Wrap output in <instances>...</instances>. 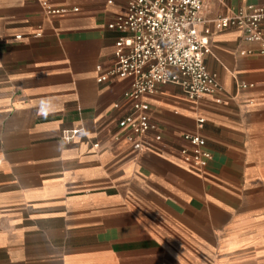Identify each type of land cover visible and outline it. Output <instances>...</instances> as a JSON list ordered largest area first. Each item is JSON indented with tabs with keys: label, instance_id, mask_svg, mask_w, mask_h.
Returning <instances> with one entry per match:
<instances>
[{
	"label": "crops",
	"instance_id": "crops-1",
	"mask_svg": "<svg viewBox=\"0 0 264 264\" xmlns=\"http://www.w3.org/2000/svg\"><path fill=\"white\" fill-rule=\"evenodd\" d=\"M51 1L70 12L0 0V264H264V54L213 25L264 0H210L222 89L160 85L141 135L119 125L132 80H97L125 0ZM187 133L206 139L202 171L182 159Z\"/></svg>",
	"mask_w": 264,
	"mask_h": 264
},
{
	"label": "built area",
	"instance_id": "built-area-1",
	"mask_svg": "<svg viewBox=\"0 0 264 264\" xmlns=\"http://www.w3.org/2000/svg\"><path fill=\"white\" fill-rule=\"evenodd\" d=\"M48 14L62 15L71 8L52 5L51 0H39ZM126 11L110 28L122 35L115 45V63L97 77L99 82L112 78H129L130 89L125 95L132 100L134 114L119 121L122 128L141 135L156 128L150 121L149 105L143 97L154 93L160 85L174 83L181 86L190 100L222 89L217 76L207 67L206 56L211 52L205 11L210 0H125ZM78 11V8H73ZM213 25L219 30L237 27L245 40L258 42L259 48L241 54H264V1L248 4L229 16H218ZM175 69V72H174ZM205 119L198 118L203 126ZM184 138L190 148H182V159L195 171H202L212 155L206 139L198 133ZM161 139V136H157ZM98 147L99 144H94Z\"/></svg>",
	"mask_w": 264,
	"mask_h": 264
}]
</instances>
